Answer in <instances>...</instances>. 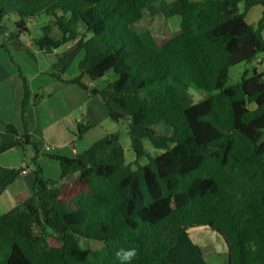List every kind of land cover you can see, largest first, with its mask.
Here are the masks:
<instances>
[{"label":"trees","instance_id":"obj_1","mask_svg":"<svg viewBox=\"0 0 264 264\" xmlns=\"http://www.w3.org/2000/svg\"><path fill=\"white\" fill-rule=\"evenodd\" d=\"M154 1L0 0V36L9 14L16 30L8 39L45 15L52 24L33 40L39 50L74 43L58 68L66 73L81 55L79 74L58 81L97 97L111 121H128L130 150L147 158L132 167L119 135L107 134L74 158L48 155L59 176L44 179L37 145L6 125L14 140L0 154L32 146L35 178L30 197L0 215V264H120V248L136 250L131 264H207L189 235L198 228L222 239L227 264H264V83L248 71L228 83L231 67L264 52V0H173L160 13L177 16L179 30L160 43L135 29ZM256 6L261 16L248 24ZM109 71L115 79L103 88L82 81ZM178 89L203 99L184 105ZM158 125L170 134L156 133ZM91 127L78 125L77 139ZM144 140L157 155H147ZM22 171L0 167V195ZM79 240L101 246L85 251Z\"/></svg>","mask_w":264,"mask_h":264},{"label":"crops","instance_id":"obj_2","mask_svg":"<svg viewBox=\"0 0 264 264\" xmlns=\"http://www.w3.org/2000/svg\"><path fill=\"white\" fill-rule=\"evenodd\" d=\"M155 2H158L157 10L159 11H161L162 7L167 4L165 0L164 2L163 0H156L151 3L144 11L143 19L140 21H144V23L147 21L148 24L146 27L142 29L140 28L139 32L149 30L154 35V37L157 35L160 37V39H164L168 36L176 34L178 31L172 34L171 28L168 26L169 22H167L165 18L164 19L167 24H164V22L160 23V21H158V23L155 22V17L154 19H150L149 16L151 15L152 11H150L151 9L149 7H151V5H153ZM162 2L163 6L161 5ZM262 10V7L259 8L257 6L251 8L245 14V20L252 11L257 14L259 12L260 14V12L262 13ZM154 13H156V15L158 14V12ZM259 18V15L257 17L254 16L253 20L255 19L256 21L248 22L246 20V22L248 24H255ZM178 19L170 20L171 24L169 25H172L173 28L179 30ZM32 23L33 20L28 22V27L32 25ZM150 25H152V27ZM262 37L264 39V29L262 31ZM71 47L72 50L74 48V43L71 45ZM9 59L11 62H14L13 58ZM249 64V69H245L244 71H248L249 75L252 73L262 75V81L264 83V52L261 53L255 61ZM7 68L8 66L6 58H0V145L14 140V137L8 134L5 130V127L8 124L15 126L17 131H19L18 138L27 134L32 143L37 145L42 142L45 153H39L38 164L41 167L43 177L44 179H57L59 176L58 165L55 161L49 159L48 155L58 154L67 156L69 158H74L77 154L85 151L91 144L103 138L102 136L95 139V136H91V133L96 128L95 126H97V123L93 121L91 116L93 114L96 115L100 113L101 116L108 118L107 113L105 112L104 114L101 104L97 101V97L88 96L84 90L74 84L62 83L57 80L55 83L57 84L56 87L52 88L54 79H48V76L46 75L48 70L45 69V71H43V69L39 67V71L37 73H35V71L24 70L25 74H29V83H27L26 76L24 77L21 71L20 73L25 79L26 87L30 92L41 90L45 91L50 97H48L47 100L44 101L39 107H35L27 111L23 117H25L26 121L28 119V122L26 128L23 129L20 123V119H22V116L20 115V104L24 92L23 86L21 84V75L15 74V68L12 67L9 71ZM65 75L61 76L63 80H70L75 77V75L73 77H64ZM57 76H60V73H58ZM38 78H40L39 83L44 90H42L39 86V83L37 82ZM85 84L91 88L94 87L92 82H86ZM84 102L85 106H87L86 112L88 116L86 123L92 124L94 122V126L84 132L80 139L76 140L74 133L76 132L78 125H83L85 117L83 114L77 116L76 112L77 108H79ZM54 112L57 114V116L61 117L62 120L55 119ZM120 143L124 148H126L128 141L126 142L125 140L121 139ZM45 147H50V151L46 152ZM32 157L33 153L29 152L27 156L28 159H26L22 153L21 147H14L7 152L0 154L1 168L22 169L25 171V174L21 173L19 177L0 195V215L10 211L16 206H19L23 201L30 197L35 174L32 166L27 165L25 162L26 160H29L30 162ZM23 166L26 167L23 168Z\"/></svg>","mask_w":264,"mask_h":264},{"label":"rangeland","instance_id":"obj_3","mask_svg":"<svg viewBox=\"0 0 264 264\" xmlns=\"http://www.w3.org/2000/svg\"><path fill=\"white\" fill-rule=\"evenodd\" d=\"M167 4L171 3L173 0H165ZM164 2V0H163ZM163 2L161 3V5L163 4ZM157 4L158 2H155L153 5H151V7H149L152 11L151 15L149 16L150 19H154L155 17V22L158 23V21H160V23L167 24L168 26L171 28V32L172 34H174L175 32L178 31V29L173 28L171 24L170 20L172 19H178L177 16H173L170 19H167V22L165 21V19L163 18V16L160 14V11L157 10ZM166 4V5H167ZM163 6V5H162ZM257 7H261V6H257ZM241 8V7H240ZM255 10H260V9H255ZM154 12H158V14L156 15V13ZM154 13V14H153ZM261 14V12H260ZM260 14L258 12L254 13V11H252L251 13H249V16L247 17V21H256L255 19L253 20V17H257ZM156 15V16H155ZM179 20V19H178ZM15 19H14V14H9L8 16H6L3 20V25L6 27L5 30V34L4 36H0V58H6L7 60V70L9 71L12 67L15 68V74L17 75H21V84L22 86L25 85L26 86V81L23 78L22 74L24 75V77L26 76L27 79V83H29V74H25L24 70L27 71H35V73H37L39 71V67L43 69V71H45V69L48 70L47 72V76L48 79L53 78L54 79V84L52 88H55L57 84L56 81L57 79V75L59 72V68L58 66H60L59 64V59L62 58L63 56H65L69 50H71V45H73V43H69V44H65V45H61L59 48L57 49H53L51 47H48L46 50H39L38 47L36 45L33 44V40L39 38L40 36L43 35V31L41 30L44 26L47 25H51L52 21L51 19H49L48 17H46L45 15H39L37 16L34 20L32 25H30L28 27V32L24 33L23 35L17 37V38H12V39H8V36L11 34H14V31L16 30L15 28ZM148 24V22L146 21L144 23L140 22L138 24L135 25L136 30L139 31V29L146 27V25ZM152 27V25H150ZM149 26V27H150ZM50 36L53 39H58L59 38V32L56 29L51 30L50 32ZM155 39L160 42L162 41V39H160V37H158L157 35H155ZM9 58H13L14 62H11V60ZM81 59V56L77 55L71 65L69 66V68L67 69L66 73L64 74H60V78L61 76L65 75L64 77H73L78 76L79 71H78V63ZM12 66V67H9ZM51 66V68H50ZM250 64L247 63H240L237 64L233 67H231L228 71V83L229 84H235L239 81L242 72L245 69H249ZM20 71L22 72V74L20 73ZM58 72V73H57ZM50 74V75H49ZM44 75V74H42ZM18 77V76H17ZM20 77V76H19ZM39 79H37V82L39 83ZM62 79V78H61ZM115 79V75L113 74L112 71H109L105 74V76L101 79H98L93 83L94 87H101L103 88L108 82H111ZM63 80V79H62ZM83 82H89L87 80L86 77L83 78ZM40 86V83H39ZM41 87V86H40ZM42 90H44L41 87ZM178 94H180L179 96H181V100L184 103H196L200 100L203 99V94L199 93L197 91H195L194 89H189L188 93L183 92L182 89H178ZM87 93V92H86ZM28 102L26 105V112L31 110L32 108L35 107H39L44 101L47 100L48 94H46L45 91H35V92H30L28 90ZM187 95L189 96V98L187 97ZM89 96V95H88ZM23 97H24V93H23ZM23 97L21 99V104H22V100ZM98 99V98H97ZM96 99V100H97ZM101 106H102V110L105 114L106 110L105 107L102 105L101 101L98 99L97 100ZM21 104H20V115L22 116V119H20V123L23 127V129L26 128L27 126V116L25 120V117H23L25 114H21ZM87 106H85V102L79 107L77 108V116H80L81 114L85 115L84 117V123L85 124L87 121ZM54 117L55 119L59 120L62 118L57 116V114L54 112ZM93 121L97 123V126H95L96 128L94 129V131L91 133V136H95L96 138H100V137H104L106 134H118L120 141L125 140L126 142L128 141V144H126V148H124L125 150V161L128 164H131L132 167H135L136 164L139 165H144L147 162V158L146 157H141L139 159L135 158L134 153L130 150V141H129V137H128V121H120V122H113L108 118H105V116H101L100 113L96 114V115H92L91 116ZM94 122L92 123V126H94ZM156 133L158 134H163V135H168L170 134L169 129L164 126V125H158L156 127H154ZM19 132V131H18ZM78 132V127L76 132L74 133V137L76 140V133ZM94 139V138H93ZM38 147V152L39 153H45V150L43 148V144L42 142H40L39 144H37ZM144 147L146 149V153L149 157H153L155 155L158 154V152L151 147V145L149 144V142L147 140H144ZM22 149V153L24 154V157L26 159L28 156L29 152H32L34 155V150L32 148V146L30 145H25ZM49 150H46V152L50 151V147H48ZM20 152V151H19ZM23 162V161H21ZM27 165L30 166V162L29 160H26L25 162ZM23 165V164H22ZM26 166H23V168H25ZM54 177V176H51ZM189 235L190 237L192 236V239H194V242L200 246L204 259L206 260L207 264H227V251H226V247L222 241V239L216 235L213 231L207 229V228H198V229H194V230H190L189 231ZM49 244L50 245H57L56 242L52 239L49 240ZM79 245L85 250V251H89V250H96L98 248H100V244L97 243H93V242H88V241H84V240H79Z\"/></svg>","mask_w":264,"mask_h":264},{"label":"clouds","instance_id":"obj_4","mask_svg":"<svg viewBox=\"0 0 264 264\" xmlns=\"http://www.w3.org/2000/svg\"><path fill=\"white\" fill-rule=\"evenodd\" d=\"M115 255L119 260L120 264H131L133 259L136 257L137 253L134 248H120L116 251Z\"/></svg>","mask_w":264,"mask_h":264},{"label":"built area","instance_id":"obj_5","mask_svg":"<svg viewBox=\"0 0 264 264\" xmlns=\"http://www.w3.org/2000/svg\"><path fill=\"white\" fill-rule=\"evenodd\" d=\"M46 150H49L48 147H45ZM22 174H25V171H22L21 172Z\"/></svg>","mask_w":264,"mask_h":264}]
</instances>
